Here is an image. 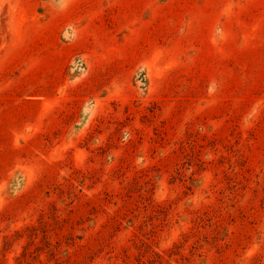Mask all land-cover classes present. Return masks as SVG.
Segmentation results:
<instances>
[{
    "label": "rangeland",
    "instance_id": "obj_1",
    "mask_svg": "<svg viewBox=\"0 0 264 264\" xmlns=\"http://www.w3.org/2000/svg\"><path fill=\"white\" fill-rule=\"evenodd\" d=\"M0 264H264V0H0Z\"/></svg>",
    "mask_w": 264,
    "mask_h": 264
}]
</instances>
